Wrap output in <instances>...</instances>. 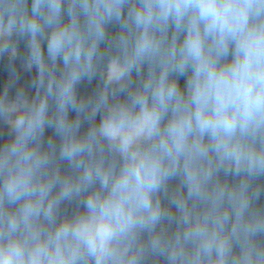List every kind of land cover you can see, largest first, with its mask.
I'll list each match as a JSON object with an SVG mask.
<instances>
[{
    "label": "clouds",
    "instance_id": "1",
    "mask_svg": "<svg viewBox=\"0 0 264 264\" xmlns=\"http://www.w3.org/2000/svg\"><path fill=\"white\" fill-rule=\"evenodd\" d=\"M0 264H264V0H0Z\"/></svg>",
    "mask_w": 264,
    "mask_h": 264
},
{
    "label": "trees",
    "instance_id": "2",
    "mask_svg": "<svg viewBox=\"0 0 264 264\" xmlns=\"http://www.w3.org/2000/svg\"><path fill=\"white\" fill-rule=\"evenodd\" d=\"M28 79V77H25V80H27Z\"/></svg>",
    "mask_w": 264,
    "mask_h": 264
}]
</instances>
